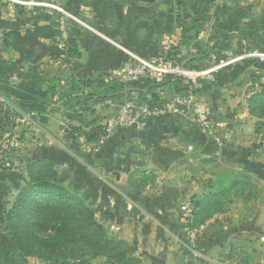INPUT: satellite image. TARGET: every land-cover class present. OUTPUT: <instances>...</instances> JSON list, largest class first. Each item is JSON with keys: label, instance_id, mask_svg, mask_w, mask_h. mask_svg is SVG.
Instances as JSON below:
<instances>
[{"label": "crops", "instance_id": "0c3cea01", "mask_svg": "<svg viewBox=\"0 0 264 264\" xmlns=\"http://www.w3.org/2000/svg\"><path fill=\"white\" fill-rule=\"evenodd\" d=\"M33 1L54 4L77 20L68 19L71 21L69 25H74L76 45L80 53V58L75 60L78 69L72 72L58 68L55 71H59L60 78L66 73L79 81L90 80V86L81 85L86 91L98 89L95 86L97 79L107 82L109 75L129 59L128 55L149 61L166 59L174 41L179 46L180 53L191 55L195 53L192 47L194 42L206 44L217 28H228V34L232 35L229 49L211 53L212 58L193 64L195 67L205 63L207 67V76L201 83L195 84L201 90L197 93L198 97L213 95L217 91L215 95L219 94L221 98L214 109V129L198 126L191 115L158 121L147 119L144 123L136 120L130 125L117 127L101 145L87 141L83 135L62 137L59 130L55 129L59 121L57 117L64 120L66 125L72 126L71 130L74 132L101 127L102 122L114 114L126 100L162 105L176 94L174 90L163 87L152 94L127 93L125 100H92L89 102L90 112H82L76 108H61L60 112L47 111L42 117L45 116L48 127H41L36 132L41 138L37 147L31 149L29 142L24 145L26 156L34 155L36 159L47 158L52 162H57L64 155L54 144L74 156L77 152L75 150L90 153V163L84 169L88 185L86 187L91 191L90 199L88 197L87 200L92 201L95 195L94 202L99 203L97 208L102 212L103 225L107 231L113 226L117 229L132 226L129 239H121L131 243L134 248L133 256L138 259L139 264H213L211 260L209 262L193 257L188 259L187 246L177 240L179 236H175L179 233L175 229V222L181 218L179 206L184 201L206 200L205 205L214 201L212 197L220 190V183L212 177H206L204 173L208 171L205 165L211 158H223L224 155L233 154L235 150L239 156L247 153L257 155L259 149L256 144H264V125L249 114L245 105L246 99L264 84V59L257 57L258 52L264 51L252 48L249 50L245 38L234 36L237 23L229 14L232 15L237 9L230 11L225 7L203 5L202 9L206 13L204 23L194 34L188 32L184 38L175 22L176 16L173 15L178 7L174 2L171 4V0H155L153 4H134L130 0H71L69 5L68 0ZM0 3V39L4 30L30 28L35 15L39 19L38 23L44 25L52 14H59L41 7H24L7 1ZM256 8L263 11L264 4L259 3ZM195 16L200 18L199 10L195 11ZM210 19L213 25L210 23L208 27ZM184 22L188 24L190 21ZM208 29L213 31L210 35ZM63 40L60 36L57 38L58 43ZM6 52L14 53L10 50ZM1 55L6 59L4 54ZM207 60L214 62L212 67H208L210 64ZM220 61L232 62L221 66ZM56 62L58 63L55 59L44 58L41 61L40 75L48 79L49 71L45 70L43 64ZM60 83L63 84L62 81ZM102 87H99L100 92ZM233 110V118H227L226 112ZM39 118L37 115L29 116L33 122V119L38 122ZM250 146L253 149L245 153V149ZM263 152L264 149L259 150V153ZM146 217L163 223L160 224V233H169L173 238L156 245L142 240L139 242L135 224L139 225L138 219ZM164 225L171 232H166V228L162 227ZM143 229L148 233L153 232L152 228ZM117 231L113 232L120 235ZM206 237L208 236L205 235L204 238ZM208 238L211 240L210 236ZM208 246L212 248V258L216 253L218 255L220 248L212 246L210 241ZM139 247L140 255L136 253Z\"/></svg>", "mask_w": 264, "mask_h": 264}, {"label": "rangeland", "instance_id": "374dc122", "mask_svg": "<svg viewBox=\"0 0 264 264\" xmlns=\"http://www.w3.org/2000/svg\"><path fill=\"white\" fill-rule=\"evenodd\" d=\"M2 1L7 0H0V2ZM130 1L132 2V0ZM160 1L162 2V0ZM242 2L244 4L240 5L239 3ZM170 3L172 4V0ZM259 3L264 4V0H209L205 2L204 5H209L210 7L219 6L220 8L225 7L229 8L230 11H232V9H237L232 12V15L229 12L230 17L235 18L237 23V28L235 29L236 34H234V36L245 38V40H247L245 43L249 44V50L252 48L254 50L263 49L264 51V10H257L256 6H258ZM174 12L176 13H173L174 17L179 14L178 11ZM201 17L202 13L199 19H201ZM211 19H213V16ZM211 19L210 22L207 23L208 27L210 26V23L213 25V21H211ZM211 30H207L209 31V35L213 32ZM172 49L174 51H179V46L176 45L175 41ZM4 52L6 51H0V54H4L7 60H18V55L16 53L7 54V52ZM55 60H57L58 63L56 62V64L54 63L50 65L43 64V67H45V70L49 71V73L48 79L45 78L46 76H42V78L48 85L55 88V93L52 99L49 100L45 113H48L47 111L60 112L59 110L61 108L68 110L76 108L85 112L83 111V107H86L87 104L80 102V98L84 99L90 92L110 95V88L115 87L116 89L119 84H125L124 82L114 78L113 75H109L107 82L104 80H95L97 83L95 86L96 88L98 87L97 90L91 89L86 91V89H83L80 84L74 83L71 80V76L66 73L63 75V78L58 77L59 71H55L56 69L62 68L67 71H69V69L63 62V59L60 58ZM41 61L37 65L39 74L42 66ZM207 62L210 64L208 67H212L214 62L212 60H207ZM26 65L27 64L24 63L19 64V70L24 72L27 68ZM206 68L205 63H201V65L199 64L195 67L193 65L190 71L202 72L205 71ZM171 76L180 79L182 82L174 80L169 81V83H164L162 79L165 75L156 76L155 79H149L153 80L154 83L148 88H145L144 93L152 94V92L166 87L174 90L176 94H183L184 92L181 91L182 85L184 86V83L188 82V79L179 78L174 75ZM12 81L13 83H16L14 78ZM61 81L63 84L60 83ZM201 81H203V78H195L196 84L201 83ZM101 86H103V89L101 90L102 92L99 90V87ZM216 93L218 92L215 91V94ZM215 94L206 96L199 95L200 98L198 97L204 106L211 111L213 118L215 105L221 100L218 96L219 94ZM125 99L126 98L122 100ZM247 99L245 105H247ZM0 106L2 109L1 114H4L7 117L6 119L9 120V122L4 125L0 124V216L12 208L21 188L29 183V166L35 162L45 160L50 163V168L56 173L55 181H58V183H61L64 187H66L69 192L81 198L84 203L93 210L96 222L104 227L102 212L99 208H97L99 203L94 202L95 195L93 196L92 201L87 200L88 197L90 199L91 191L88 187H86L88 185H86L87 181L84 177V169L87 168L86 164L90 163V156L88 155L89 152L85 153L80 150H75L77 152L74 153V156L73 154L67 153L66 149L54 144L64 152V155L61 156L57 162H52L47 158L36 159L34 155L29 157L26 156L24 145L29 142V147L31 149L37 147L41 138L36 132H38L41 127H48L47 121H42V119H45V116H40L38 122H35V119H33V122L29 119V116H36L35 114L23 113L14 105L13 102L4 97L2 94H0ZM234 111L235 110L226 112V117L232 119ZM54 118L56 119L55 116ZM57 119H59V121L57 122L55 129L59 130L62 137L67 138L66 136L76 134L79 136L82 135L80 130L74 132L71 130L72 126L66 125V122L61 118L57 117ZM100 126L103 130V122ZM212 128L214 129L215 127L213 126ZM256 128L258 129V127ZM97 144L99 145V142H97ZM219 145H221V143H219ZM256 148L259 150L264 149V144L263 146L256 144ZM251 149H253L251 146L246 148L245 153L248 150L251 151ZM259 150L258 153H256L257 155L247 153V155L243 154L241 156H239L235 150L233 154L224 155L223 158H211L210 162L205 165V168L208 170L204 172L205 176L212 177L218 181L220 183V189L229 187L234 181H238L240 185L231 187L229 192L225 194L220 201L221 203L214 207L215 210L212 213L209 212V210L207 211V213H209L206 214V216L203 215L198 218V224H194V217L192 214L197 210V208L194 206L192 201H184L179 206L180 213H183L182 208L185 206L187 207V211L182 215L179 213L181 218L177 219L178 222L177 220L175 222V229L179 233L175 236H179L177 240L182 241L184 245L187 246L186 249L189 256L188 259L190 257L200 258L205 261H212L213 264H264V152L259 153ZM60 179L64 182H61ZM49 199L50 200H46V202L50 205L55 203L53 201L54 198ZM38 203L42 204V201ZM29 204L33 205L31 202ZM218 208H221L222 211H217ZM36 219L37 218H31L27 220L26 218L24 220H17V223L20 224L22 222H27L28 225L31 226L32 223H37L34 222ZM138 223L140 224H135V227L137 228L135 232L137 236L140 237H138L139 242L142 240L145 242L147 241V243L152 245H156L173 238L169 233L163 232L164 235L160 233L159 230H162L160 224L163 225V223L158 220L156 222L155 219L146 217L138 219ZM141 223H145V225ZM54 224L55 221L49 220L44 222L41 221V223L39 221L37 223L36 234L39 236V240L46 239V237L52 233V227ZM191 225H193V227ZM57 226H60L61 230L67 231L68 233L73 231V229H76L75 225H70V223L61 225L57 224ZM144 227L152 228L153 232L148 233L144 231ZM162 227L166 228V232H171L167 226L164 225ZM110 229L113 231L119 230L117 232L120 233V235L118 234L120 238L117 234H115V232L111 230L107 231L106 229L108 238L114 239L117 242L121 241L131 246V243L123 239H129L132 234V226L129 228L123 227L122 229H117L113 226ZM205 235L208 237L210 236L211 240H209L208 237L204 238ZM166 236H168V239ZM25 238L26 240H30L31 234L28 233ZM209 241L212 246L220 248V250H218V255L217 253L212 255L214 258L211 257V253L213 251H211L212 248H209L208 246ZM78 242L80 251L78 256L74 258L69 250L63 252L62 256L56 255L52 248H47L48 246L44 245V243H40L39 241L38 243L46 251L45 253L55 257L57 261L29 257L26 259L25 264H80V262L81 264H114L107 259V256H93V251L89 247L90 244L87 241L84 242L83 240L80 241L78 239ZM139 248L140 249L136 252L138 255L141 254V247ZM223 248H225L224 251ZM205 253L208 255H205ZM133 255L134 251L132 252V256Z\"/></svg>", "mask_w": 264, "mask_h": 264}, {"label": "trees", "instance_id": "16d2710c", "mask_svg": "<svg viewBox=\"0 0 264 264\" xmlns=\"http://www.w3.org/2000/svg\"><path fill=\"white\" fill-rule=\"evenodd\" d=\"M70 1H67V5ZM207 1L172 0L178 7L179 13L175 17V22L178 28L181 29V35L184 38H186L188 32L194 34L204 23L205 10L202 7ZM132 2L134 4H153L155 0H132ZM64 8L67 9V7ZM196 10L202 13L201 19L195 16ZM60 17V14L54 13L46 24L40 25L38 23L39 19L35 15L30 28L24 30L12 28L2 32L0 51L10 50L18 55V60L9 61L0 54V94L13 102L23 113L42 116L46 112L49 100L52 99L55 93V88L48 85L38 72L37 65L42 59L61 58L69 71L75 72L78 69L75 60L80 58V53L76 45L74 25L73 23L69 25L71 21H66V37L63 42H57V38L61 37L62 34L59 28ZM185 20L190 22L186 24ZM228 31V28L221 27L210 36L206 44L194 42L192 47L195 53L191 55H185L172 49L168 52V57L165 60L190 70L193 64L206 60L208 57L212 58L214 52H224L229 49L232 35L228 34ZM46 41H49V43H46ZM22 63L27 64L24 72L18 68L19 64ZM13 78L16 83H13ZM71 80L83 86L91 85V81L88 79H80L79 81L76 77H71ZM174 80L182 82L172 76H166L162 79L164 83ZM153 83V80L149 79L121 83L116 89L115 87L110 88V95L90 92L84 99L80 98V102L87 104L86 107H83V111L90 112V105L88 104L92 100L99 102H104L107 99L122 100L126 98L127 93L132 92L143 95L144 89ZM190 89L195 93L201 91L195 87V84L190 82L184 83L181 91L185 93ZM142 99L144 98L142 97ZM247 109L251 116L257 118L260 124L264 125V84L260 85L259 91L247 99ZM1 113L2 109L0 108V124L4 125L9 120ZM148 120L158 121L163 119L150 118ZM80 133L84 136V139L95 143L99 142L101 137L104 136L103 130L98 126ZM28 176L29 183L21 188L12 208L0 216V264H25L26 259L29 257L57 261L55 257L45 253L46 251L39 245V241L48 246L47 248H52L56 255L62 256L63 252L69 250L76 258L80 251L78 239L84 242L87 241L90 244L89 247L93 251V256H107V259L114 264H139L138 259L132 256L133 248L130 245L108 238L106 229L96 222L93 210L81 198L69 192L58 181H55L56 173L50 168L49 162L43 160L33 163L29 166ZM238 185L240 183L234 181L229 187L220 189L212 197L214 201L208 205H205L206 200H192L194 206L198 208L192 214L194 224H198V218L203 215L206 216L209 212L212 213L215 210L214 207L221 203L220 201L229 192L230 188ZM49 198H54L55 203L50 205L46 202V200H50ZM41 201L42 204H39L38 202ZM30 202L33 205H30ZM207 211L209 212L207 213ZM217 211H222V209L218 208ZM26 218L27 220L37 218L34 221L37 223L47 220L55 221L52 233L46 239L39 240V236L36 234L37 223H32L31 226L27 222L17 223V220ZM68 223L75 225L76 228L70 233L61 230L60 226H57V224ZM191 226L193 227V225ZM6 233L9 234V237L5 236ZM28 233L31 234L30 240L25 238Z\"/></svg>", "mask_w": 264, "mask_h": 264}, {"label": "built area", "instance_id": "2783aa9c", "mask_svg": "<svg viewBox=\"0 0 264 264\" xmlns=\"http://www.w3.org/2000/svg\"><path fill=\"white\" fill-rule=\"evenodd\" d=\"M15 5L24 7H41L51 9L58 12L60 17V29L61 37H66L65 27L68 19L74 20L70 14L65 12L62 8L50 3H40L33 0H7ZM80 23V22H78ZM257 57L264 59V52H258ZM129 59L122 64L112 75L114 78L121 82L128 83L141 79H155L156 76H178L179 78H187L188 82L195 83V78H204L207 76L205 71L192 72L176 65L174 62L166 61L165 59H159L157 61H149L139 59L128 55ZM232 61H220L219 65L225 66ZM187 82V83H188ZM191 115L194 121L203 128L213 127V117L211 111L204 106L199 100L197 94L192 90H188L183 94H176L169 102H165L162 105H156L152 103H139L126 100L122 102L118 110L107 117L103 121L104 136L101 137L99 144L103 143V140L117 127L127 126L134 121L139 120V123H144L147 119H167L173 117H185ZM183 213L187 211V207L182 208ZM182 213V214H183Z\"/></svg>", "mask_w": 264, "mask_h": 264}, {"label": "water", "instance_id": "95a60500", "mask_svg": "<svg viewBox=\"0 0 264 264\" xmlns=\"http://www.w3.org/2000/svg\"><path fill=\"white\" fill-rule=\"evenodd\" d=\"M5 236H6V237H9V234H8V233H6V234H5Z\"/></svg>", "mask_w": 264, "mask_h": 264}]
</instances>
